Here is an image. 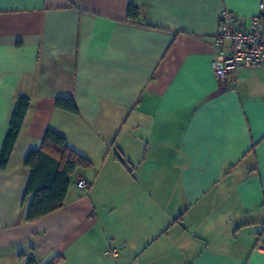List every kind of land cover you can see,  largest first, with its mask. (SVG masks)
Wrapping results in <instances>:
<instances>
[{
  "label": "crops",
  "instance_id": "obj_1",
  "mask_svg": "<svg viewBox=\"0 0 264 264\" xmlns=\"http://www.w3.org/2000/svg\"><path fill=\"white\" fill-rule=\"evenodd\" d=\"M261 1L0 0V151L30 99L0 171V264H264V66L227 87L213 69L221 11L248 23ZM48 130L92 166L28 223L24 162Z\"/></svg>",
  "mask_w": 264,
  "mask_h": 264
},
{
  "label": "trees",
  "instance_id": "obj_2",
  "mask_svg": "<svg viewBox=\"0 0 264 264\" xmlns=\"http://www.w3.org/2000/svg\"><path fill=\"white\" fill-rule=\"evenodd\" d=\"M128 16L138 19L139 9L129 7ZM56 106L59 110L78 115L77 105L72 97L58 98ZM30 108V99L19 98L15 104L9 130L0 151V171L8 168L17 141L24 126ZM25 167L29 170V181L25 192V201L29 199L26 221L36 222L63 208L71 178L79 169H89L90 160L71 149L61 134L48 130L41 147L32 150L25 159ZM264 239V235L262 236ZM55 259L49 264H59ZM28 264H36L30 261Z\"/></svg>",
  "mask_w": 264,
  "mask_h": 264
},
{
  "label": "built area",
  "instance_id": "obj_3",
  "mask_svg": "<svg viewBox=\"0 0 264 264\" xmlns=\"http://www.w3.org/2000/svg\"><path fill=\"white\" fill-rule=\"evenodd\" d=\"M227 43L230 47H226ZM215 50L213 69L221 86L236 83L245 70L264 66V0L259 5V13L248 23L228 9L221 11ZM77 186L85 189L87 182L79 181ZM256 251L264 253V243H260Z\"/></svg>",
  "mask_w": 264,
  "mask_h": 264
}]
</instances>
